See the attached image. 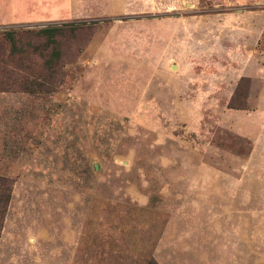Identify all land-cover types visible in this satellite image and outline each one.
Wrapping results in <instances>:
<instances>
[{"label": "rangeland", "instance_id": "rangeland-1", "mask_svg": "<svg viewBox=\"0 0 264 264\" xmlns=\"http://www.w3.org/2000/svg\"><path fill=\"white\" fill-rule=\"evenodd\" d=\"M0 176V264H264V0H0Z\"/></svg>", "mask_w": 264, "mask_h": 264}, {"label": "crops", "instance_id": "crops-1", "mask_svg": "<svg viewBox=\"0 0 264 264\" xmlns=\"http://www.w3.org/2000/svg\"><path fill=\"white\" fill-rule=\"evenodd\" d=\"M221 217L205 216L199 219L200 223H220ZM186 220V219H185ZM183 219V222H185ZM190 222V219H187ZM226 223L236 224L237 216L231 215ZM168 241L164 238L163 244L158 246L157 259L160 264H223L220 262V256L225 254L229 257L233 254L231 251L226 253L216 250H205L211 248H234L238 247V242L235 240L228 241H204V240H181L165 244ZM199 248V250H196ZM228 264V263H227ZM230 264V263H229Z\"/></svg>", "mask_w": 264, "mask_h": 264}, {"label": "trees", "instance_id": "trees-1", "mask_svg": "<svg viewBox=\"0 0 264 264\" xmlns=\"http://www.w3.org/2000/svg\"><path fill=\"white\" fill-rule=\"evenodd\" d=\"M73 27H75L73 25ZM64 27L56 26L42 29L37 32L38 35H34L39 39H43V44H35L33 41H28L21 43L24 37L21 35H16L15 31H9L6 35H3L4 39L11 45V50L13 53H29L32 48L35 51H39L41 55L46 57V64L52 67L53 63L60 57V50L58 48L59 44V34L64 32ZM30 36V40H31ZM48 50V53L45 51ZM51 50V52H50ZM232 108H246V103L237 102L233 98L230 104ZM10 201V182L5 177L0 176V231L2 229V220L6 213L7 205ZM149 264H158L155 260H151Z\"/></svg>", "mask_w": 264, "mask_h": 264}]
</instances>
